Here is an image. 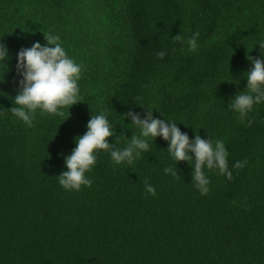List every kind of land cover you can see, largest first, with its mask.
Returning <instances> with one entry per match:
<instances>
[{
	"label": "trees",
	"instance_id": "trees-1",
	"mask_svg": "<svg viewBox=\"0 0 264 264\" xmlns=\"http://www.w3.org/2000/svg\"><path fill=\"white\" fill-rule=\"evenodd\" d=\"M48 33L83 66L81 102L59 116L37 111L29 127L9 111L17 54ZM0 41L10 52L0 67V264H264V104L251 126L228 110L246 88V56L260 55L264 0H0ZM147 108L190 140H223L233 178L207 172L201 195L188 162H178L179 177L164 174L176 165L157 137L131 166L101 150L91 187L59 185L92 114L106 111L130 139L139 130L121 114Z\"/></svg>",
	"mask_w": 264,
	"mask_h": 264
},
{
	"label": "clouds",
	"instance_id": "clouds-1",
	"mask_svg": "<svg viewBox=\"0 0 264 264\" xmlns=\"http://www.w3.org/2000/svg\"><path fill=\"white\" fill-rule=\"evenodd\" d=\"M44 37L45 44L36 41L30 48H22L17 54L16 72L20 79L18 93L13 98L14 103L12 102L14 106L9 111L29 127L32 126L37 111L40 115L59 116L63 114V108L67 107L69 111L71 106L81 102L79 81L83 72L82 64L67 54L59 35L48 33ZM199 37L200 33L197 31L187 39L189 51L199 49ZM173 39L181 44L185 43V37L181 34ZM257 44L260 46V55L246 56L251 63L250 70L244 72L246 88L237 91L228 103V110L238 116L242 123L247 120L249 126L253 123L248 119L249 114L255 111L257 105L264 104V42H258L255 46ZM167 55V49L157 53L159 59H164ZM9 59V48L0 41V67L7 68ZM4 79L5 71L0 82ZM234 82L239 84V81ZM121 115L123 124L134 126L139 130L138 134H133L130 139L123 133L118 135L106 111L92 114L86 125V132L75 138L76 146L70 155L64 157L66 170L56 176L59 185L66 191L78 192L82 187H91L93 181L88 173L95 167L101 150L110 154L114 164L131 166L143 153L150 150L151 142L157 137L168 142V155L176 165L165 167L164 174L179 177L178 162H188L192 166L191 182L201 195L210 191L211 181L207 172L215 171L228 180L233 178L229 168L230 153L223 140L204 139L199 134L190 140L189 135L182 132L177 123L171 119L156 118L151 108H147L144 114L128 111ZM129 118L131 123L125 124V120ZM110 137L115 138L114 142H109ZM246 163V160L236 161L232 167L241 169ZM145 189L156 195L155 187L147 182Z\"/></svg>",
	"mask_w": 264,
	"mask_h": 264
}]
</instances>
